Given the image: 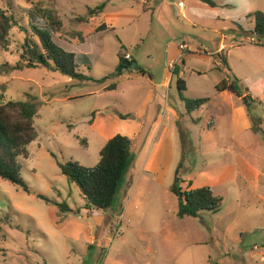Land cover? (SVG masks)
Returning a JSON list of instances; mask_svg holds the SVG:
<instances>
[{
    "label": "rangeland",
    "instance_id": "374dc122",
    "mask_svg": "<svg viewBox=\"0 0 264 264\" xmlns=\"http://www.w3.org/2000/svg\"><path fill=\"white\" fill-rule=\"evenodd\" d=\"M178 1L185 3L193 23L173 5L164 28L151 26L140 0H113L110 7L141 15L127 29L133 33L124 42L123 32L102 36L97 31L102 19L89 21L88 9L108 0H0V9L16 20L9 47H0V103L30 96L39 102L38 138L29 145L30 156L20 159L31 192L0 178V264H264V204L254 181L241 175L228 186L218 182L216 170L236 160L246 169L251 163L263 170L264 132L253 129L248 135L233 136V107L215 89L213 77L220 73L211 69L210 60L190 65L183 76L192 92L204 88L210 97V103L192 116L182 111L176 122L164 106L166 101L182 106L177 87L166 96L155 86L168 67L167 45L174 35L177 43L186 38L193 46L216 49L220 33L225 34L234 41L225 50L229 66L242 80L243 98L233 95L234 102L245 103L264 130V49L252 33L255 22L247 17L264 11V0H216L221 2L217 7L199 0ZM38 2L56 10L63 27L55 39L78 55L80 71L91 80L43 66L12 69L21 61L25 39L33 36L28 12ZM120 56L134 59L147 75L134 69L119 71ZM179 66L184 67L182 61ZM104 77L106 81H99ZM113 84L117 88L109 89ZM247 89L254 100L245 97ZM151 92L156 98L149 104ZM191 95L184 93L189 99L194 98ZM120 114L131 117L123 119ZM161 119L165 125L158 128ZM141 121L144 129L134 142V161L112 206L87 209L80 189L68 182L57 159L95 166L107 138L116 134L132 138ZM150 134L153 146L144 148L143 140ZM243 140L247 149L239 148ZM208 144L213 148L209 150ZM227 145L235 150H226ZM150 150L157 152V159L153 169H145L140 161ZM182 160L183 188L191 182L193 188L210 185L223 198L218 211L178 215L179 201L171 187ZM247 173L256 176L254 169ZM60 203L70 209L63 211Z\"/></svg>",
    "mask_w": 264,
    "mask_h": 264
},
{
    "label": "trees",
    "instance_id": "16d2710c",
    "mask_svg": "<svg viewBox=\"0 0 264 264\" xmlns=\"http://www.w3.org/2000/svg\"><path fill=\"white\" fill-rule=\"evenodd\" d=\"M212 7L218 6L215 0H199ZM106 6V2L88 9V17H94L101 13ZM29 25L33 36L27 37L24 42L22 58L12 69L46 67L51 71H60L68 74L72 78L91 80L92 78L80 71L78 55L63 47L55 39V34L63 27V21L54 8L38 2L28 12ZM248 18L255 22L252 30L257 35L259 42L257 45L264 46V11L256 10L248 14ZM86 19V18H84ZM16 20L13 14H7L0 9V47L8 48L10 45V32L15 26ZM108 29L105 24L98 28V31ZM37 37V39H35ZM125 46H123L124 48ZM223 65L227 68L228 77L216 85L219 92L230 91L237 96H243L239 82L240 79L231 72L225 55L217 54ZM86 60H89L85 56ZM125 56H120V64L125 60ZM134 61V59H130ZM180 66L173 69L177 76V87L180 98L185 102L188 114L199 110L210 101V97L186 98L184 91L187 89L186 80L180 76ZM3 68L0 67V75ZM146 75L145 69L140 68L139 72ZM107 77L99 81H106ZM115 89L116 84L108 87ZM246 90V98L254 100ZM39 112V102L36 97L30 96L27 100H9L0 103V178L22 187L26 192H31L30 187L23 178V164L21 158L30 156L29 145L36 141L38 132L35 127V117ZM123 119L130 118V114H120ZM253 129L264 130L261 121L253 118ZM53 156H55L53 154ZM135 158L134 143L132 139L123 134H116L111 137L100 150V160L92 167L81 164L77 160L59 161L62 173L71 184H75L86 200L87 209L108 210L116 197V193L121 182ZM183 160L180 161L175 173L174 183L171 191L178 197L180 217H198L203 211L216 212L220 209L223 198L216 195L211 186L200 188L184 189L183 177L180 171L183 167ZM47 203L51 200L38 194ZM63 211L70 208L66 203L59 204Z\"/></svg>",
    "mask_w": 264,
    "mask_h": 264
},
{
    "label": "crops",
    "instance_id": "0c3cea01",
    "mask_svg": "<svg viewBox=\"0 0 264 264\" xmlns=\"http://www.w3.org/2000/svg\"><path fill=\"white\" fill-rule=\"evenodd\" d=\"M140 1L142 4V7H143L142 13L148 15V19H149L152 27L155 25H158V26L164 27V28L166 27L167 23L169 22V18L171 16V13H172V7L171 6H173V5H176L177 7H179L180 11L182 12L183 16L185 17V21L193 23L189 17L188 12L186 11L185 3L183 6H180V3L183 1H178V2H177V0H140ZM216 2L218 4V6L221 4V2H219V1H216ZM112 3H113V0H108L104 10L101 13H99L98 15H96L94 17H90L89 21L94 20L96 18L102 19L101 24L97 27V31H98V28L103 24H105L108 28V29L103 30V31H98V32H100V34H102V36H109L111 33L117 34L118 32H123L124 37H122V40L124 42H126L127 39L125 36L129 37L130 33H133L132 31L127 30V29L135 26L137 23L138 17L141 15L140 14L139 15H137V14L132 15V13H130V12L121 11L115 5L110 7V4H112ZM219 18H221V17L219 16ZM140 36H142V34ZM220 36H221L220 44L217 46L216 49H203V48H200L198 46H193L189 41L186 40V38L181 39L180 43H177L175 35H174V39H171V41H169L168 45H167L168 46V55H167V59H168L167 60V66L168 67L164 70V75H163L161 82L158 84H155V86L158 87V89H160V91L163 94H165L166 96H168V95L170 96V93H171L173 86L177 87V76L174 75L173 68L176 66H179L180 61L183 62V66H184L180 70V76L183 79H185L183 76H186L187 72L190 71V68H191L190 65L198 64L202 60H204V61L210 60L213 63L212 65H210L211 69L217 70L220 73V74H215L213 77L214 78L213 84L215 85V89H216V85L228 77V74H227L228 70L223 65L221 60L217 57V54L224 56L225 50L228 49L229 47H231L233 45L232 42H234L233 38L232 39L230 38V41H228L229 36H227L225 34L220 33ZM138 40H142V38L140 37V39H138ZM253 43H256V42H253ZM121 44H122V47L125 46V44H123L122 41H121ZM181 44H186L187 45L186 49H181V47H180ZM258 46L260 48L264 49V46H260V45H258ZM124 48H126V46ZM125 54L128 56V52H125ZM225 57H226V55H225ZM227 61H228V59H227ZM228 64H229V62H228ZM186 69H188V70H186ZM233 70L234 69L231 68V72H233ZM193 71H195V69ZM137 72H139V71H137ZM185 80H186V84H187V89L184 91V93L191 92V94H192L191 96L194 98L208 97L205 95L206 93L204 92V88H198L196 91L192 92L190 90L189 80L188 79H185ZM241 83H242V80L240 79L239 85H240L241 89H243L241 86ZM202 85H203L202 83H199V86H202ZM116 88H117V84H116ZM155 90H156V88H154V91ZM177 92L180 96L178 87H177ZM217 92L219 93L220 96L226 98L227 100H230L231 105L233 107L231 110V122H230V128H231L233 136L238 137V136H241L243 134L248 135L249 133H251L253 130V117L248 112V109H247L245 103L234 102L233 95H236V94H234L230 91H222V92L217 91ZM166 96L165 97L163 96V100H166ZM237 97H238V99L243 98V96H237ZM155 98H156V96L153 95V93L151 92L150 97H149V100H151V101H149V104L152 103ZM163 102H162V104H163ZM182 102H183V104H182V106H180L176 102L171 103L170 101H166L165 106H164L165 111H167L169 114L174 116L176 122L180 121L182 111L183 112L185 111L187 113L185 102L183 100H182ZM209 103H210V101L207 104H209ZM207 104L203 105L199 110H196V111L202 110L205 106H207ZM196 111H194V112H196ZM194 112H192L190 115L192 116V114ZM221 112H225L223 108H222ZM142 113H144V111L141 112L140 115H138V116L141 117ZM199 120H200V118L194 119V121H199ZM164 121L165 120L161 119L160 125L158 128L164 127V125H165ZM95 122H96V120H95ZM261 126H263L262 123H261ZM136 128H138V131L134 134V137L131 138L133 143L135 142V140H136L137 136L139 135V133L141 132V130L144 129V122L141 121L140 124L136 123ZM208 128L210 129V131H212L213 130L212 128H214V122L209 123ZM146 136H145V139L143 140L144 145L143 144L142 145L144 146V148L152 147L153 146L152 143L150 142V144H149L151 134L147 137ZM110 138L111 137L107 138L106 142ZM248 145H249L248 142L243 140L240 142L239 148L247 149L249 147ZM206 147H208L210 150L211 148H213V145L208 144V146L206 145ZM225 149L226 150H229V149L235 150V148L233 146L230 147L228 145L225 146ZM156 159H157V152L154 151V153H153V150H150L148 153H146V155L144 153V156L141 158L140 162H142L143 168L153 169L154 164L156 162ZM244 166H245V164H244ZM244 166L238 160H236V161H229L225 165L218 167L219 169H216L217 173H218V175H217L218 182L225 183L226 185L231 186L232 183L235 182L236 178L243 175L245 177V178L243 177L245 180L249 179V180L254 181L253 184L255 186L254 189L256 191L257 197L264 204V169L259 170V169H257V165H255V164L252 165L251 163H248L247 169ZM183 168H184V165H183L182 169ZM251 169H254L256 171L255 177H251L247 173V170L251 171ZM180 173H181V171H180ZM184 182H185V179H184ZM192 184L193 183L191 182V184L187 188H184V189H188V188L194 189L192 187ZM205 186H210V185H205Z\"/></svg>",
    "mask_w": 264,
    "mask_h": 264
},
{
    "label": "water",
    "instance_id": "95a60500",
    "mask_svg": "<svg viewBox=\"0 0 264 264\" xmlns=\"http://www.w3.org/2000/svg\"><path fill=\"white\" fill-rule=\"evenodd\" d=\"M134 69L136 71L140 70V67L137 65V63L135 61H131L129 58H126L125 60H123V62L120 64L119 66V71H122L123 69Z\"/></svg>",
    "mask_w": 264,
    "mask_h": 264
},
{
    "label": "built area",
    "instance_id": "2783aa9c",
    "mask_svg": "<svg viewBox=\"0 0 264 264\" xmlns=\"http://www.w3.org/2000/svg\"><path fill=\"white\" fill-rule=\"evenodd\" d=\"M183 5H184V3L181 2V3H180V6H183ZM250 41H252V42H257V39L254 38V37H251ZM180 47H181V49H186L187 45H186V44H181ZM129 59H131V58H129ZM174 68H175V67H174ZM174 68H173V69H174Z\"/></svg>",
    "mask_w": 264,
    "mask_h": 264
}]
</instances>
